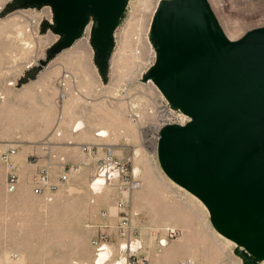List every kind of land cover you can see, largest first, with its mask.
<instances>
[{
    "label": "rangeland",
    "instance_id": "rangeland-1",
    "mask_svg": "<svg viewBox=\"0 0 264 264\" xmlns=\"http://www.w3.org/2000/svg\"><path fill=\"white\" fill-rule=\"evenodd\" d=\"M31 1L0 0V264H96L100 244L111 249L104 264H264L218 234L208 207L172 183L150 145L151 129L183 126L158 128L165 103L174 106L150 76L161 54L152 22L165 0H122L112 16L88 4L67 22ZM207 1L230 42L264 28V0ZM75 121L83 128L72 134ZM72 140L88 154L70 150ZM93 143L112 144L128 168L100 193L92 184L109 154ZM43 171L53 188L35 194Z\"/></svg>",
    "mask_w": 264,
    "mask_h": 264
},
{
    "label": "water",
    "instance_id": "water-1",
    "mask_svg": "<svg viewBox=\"0 0 264 264\" xmlns=\"http://www.w3.org/2000/svg\"><path fill=\"white\" fill-rule=\"evenodd\" d=\"M44 1L65 22L88 4L112 16L122 2ZM221 32L207 0H175L159 13L158 81L196 119L168 129L159 156L168 175L205 201L222 231L264 251V28L232 42Z\"/></svg>",
    "mask_w": 264,
    "mask_h": 264
},
{
    "label": "bare ground",
    "instance_id": "bare-ground-1",
    "mask_svg": "<svg viewBox=\"0 0 264 264\" xmlns=\"http://www.w3.org/2000/svg\"><path fill=\"white\" fill-rule=\"evenodd\" d=\"M173 1H175V0H165V3L160 7V9L158 10V12H157V15L155 16V18L153 19L154 21L152 22V24H153V30H154V36L157 38V35H156V22H157V18H158V15H159V13L161 12V10L166 6V5H168L169 3H171V2H173ZM222 33V37L227 41V42H230L227 38H226V36H225V34L223 33V32H221ZM157 40H158V38H157ZM159 41V40H158ZM159 43H160V45H161V54H160V56H159V58H158V60H157V63H156V65H155V68H154V73H155V77H156V80L158 81V78H157V71H158V68H159V65H160V63H161V61H162V59H163V56H164V46H163V44L159 41ZM158 83H159V81H158ZM158 85V84H157ZM159 86H160V88L162 89V91L164 90L163 89V87L161 86V84L159 83ZM63 97H64V95H62ZM171 100V99H170ZM171 102H172V104H173V108H169L170 110H169V112H173V113H176V112H180V110H181V108H184L182 105H180L178 102H176V101H172L171 100ZM176 108V109H175ZM186 109V108H185ZM163 114H165L166 116H167V112H163ZM178 115V114H177ZM179 117V116H178ZM180 118V117H179ZM196 119L194 118V116H192L187 110H186V112L185 113H183V114H181V118H180V120H179V122H177V123H182L181 125H183V126H173L172 124H170V125H167L165 128H163L164 130H163V132L162 131H160L157 135H156V133L157 132H155V130L154 129H151V135L153 134V138H155L156 137V141H155V143L156 142H158V144H157V154H158V158H159V162H160V164H161V161H160V156H159V146H160V141H161V139H162V137H163V135L166 133V131L168 130V129H172V128H185V127H188V126H190V125H192L193 123H194V121H195ZM172 123L173 121H171V120H169V121H165L163 124L164 125H166L165 123ZM188 124V125H184V124ZM79 128H83V122L82 121H80L78 124H77V126H76V129H79ZM162 133V134H161ZM100 136H105V135H107V130H102L100 133ZM9 150H13V153L15 154V149H9ZM14 154H12V155H14ZM111 157H113V155H112V152H109L108 153ZM12 155H10V158H11V156ZM113 158H115V157H113ZM115 159H117V158H115ZM117 160H119V159H117ZM161 168H162V170L164 171V173L169 177V179L172 181V183H174L175 185H177V186H179L181 189H183V190H185V191H187V192H189V193H191L192 195H193V197L195 198V199H197V200H199L200 202H203L207 207H208V205L205 203V201L200 197V196H198L197 194H195L193 191H191L190 189H188L186 186H184L183 184H181V183H179L178 181H176L175 179H173L170 175H168V173L164 170V168H163V166H162V164H161ZM106 169V168H105ZM111 171V170H110ZM113 172V175L111 176V177H114L115 176V178H117L118 176H119V174H117V171L116 170H113L112 171ZM106 177H107V173H106V170L104 171V174L103 175H98V178L94 181V183L92 184V189H93V191H94V193H97V192H99L100 193V190L102 189V187H103V185H105V183L106 182H108L107 181V179H106ZM112 180V179H111ZM60 181H62V182H66L67 181V176H66V179L65 180H61L60 179ZM17 182H18V176H17ZM18 184V183H17ZM47 186H48V184H47ZM40 187H42L43 188V192H44V188L46 187V186H44V185H41ZM105 187V186H104ZM103 187V188H104ZM135 187H137V188H139L140 187V185H138V186H135ZM34 189V188H33ZM17 190V186H14V190L13 191H9V190H7L9 193H13V192H15ZM103 190V189H102ZM34 192V191H33ZM42 192V193H43ZM208 209H209V207H208ZM209 211H210V209H209ZM210 213H211V211H210ZM211 217H212V214H211ZM212 222H213V225H214V227L216 228L215 230H217V232H218V234H221L222 236H224V238L226 239V241H227V243H236V244H238V245H243V246H245L247 249H249L250 251H252V252H254L255 254H257V255H259V256H262V257H264V251H262L261 250V247H260V245H258L257 243H255V242H252V241H250V240H248V239H244V238H239V237H235V236H232V235H229V234H227V233H225L224 231H222L217 225H216V223H215V221H214V219H213V217H212ZM122 225L124 226V225H127V220H124L123 221V223H122ZM122 229V231H123V233L125 234L126 232L123 230V227L121 228ZM127 231V230H126ZM161 242V244H165V240L164 239H162V240H160ZM132 242H134V241H132ZM139 243V242H138ZM134 244H136V241L134 242ZM134 244H133V246H134ZM140 244V243H139ZM121 245H123V244H121ZM120 245V246H121ZM135 248H137L136 247V245L134 246ZM126 248L128 249V250H130V246L128 245V243H127V245H126ZM119 250H120V252H124L123 251V249L121 248V247H119ZM96 251H97V253H96V256H97V258H96V260H95V262H96V264H104L105 262H106V260L107 259H109V256H110V251H111V249H110V247L108 248L107 247V245H105V244H100L99 246L97 245V247H96ZM125 258H121L120 260H119V263H117V264H125Z\"/></svg>",
    "mask_w": 264,
    "mask_h": 264
},
{
    "label": "built area",
    "instance_id": "built-area-1",
    "mask_svg": "<svg viewBox=\"0 0 264 264\" xmlns=\"http://www.w3.org/2000/svg\"><path fill=\"white\" fill-rule=\"evenodd\" d=\"M169 110H170L169 109V104H166L165 103V107L162 109V111H165L168 114L165 117H162V116L159 117V118H161V122L158 124V128L159 129L163 126L161 124L164 123L165 121L171 120L173 122H179V120L181 118L180 113L179 112L178 113L169 112ZM155 132H157L156 133V135H157L160 132V130H156ZM151 137H150V139L152 141L151 143H153V144H150L149 141H147V142L150 145H152V147H153V146H155L156 137L153 138V134L151 135ZM12 154H14L13 153V150H8V151L4 152L2 154L3 161H5L7 163L9 161L10 155H12ZM105 170H106V173H107L106 179H107V181H110L111 179L114 178V177L111 178V176L113 175V172H112L113 170H116L117 171V174H119V175H124V174L127 173L128 168L120 160H117V159H115V158H113V157H111L109 155L107 157V159L102 162L100 168L98 169L97 175H103ZM66 176L67 175L64 174V175H62L60 177V179L61 180H65L66 179ZM7 181L8 182H7L6 189L9 190V191H13L14 190V186H17V183H18L17 182V176L14 173H11V174L9 173V175L7 177ZM41 185L47 186V172L46 171H43L42 172V175L39 177V180L36 182V184L33 187L34 188L33 191H34L35 194H41L43 192L42 191L43 188L40 187ZM48 186H49V188H53L52 185H48ZM120 247L123 249L124 252L127 250V248H126L125 245H121Z\"/></svg>",
    "mask_w": 264,
    "mask_h": 264
},
{
    "label": "crops",
    "instance_id": "crops-1",
    "mask_svg": "<svg viewBox=\"0 0 264 264\" xmlns=\"http://www.w3.org/2000/svg\"><path fill=\"white\" fill-rule=\"evenodd\" d=\"M77 121H79V120H77ZM77 121H75L74 122V124H73V126H72V130H71V132H72V134L73 133H77V131L78 130H80V129H82V128H79V129H76L75 128V124L77 123ZM97 136H100V134L99 133H97L96 134ZM76 136H78V135H76ZM107 135H105V136H100V137H106ZM68 144H70V145H74L73 147H71V149L70 150H75L76 149V151H74V152H77L78 151V153L79 154H81V155H78V156H83L82 154H88L87 152H85L84 153V151H86L85 150V148H87L86 146H84V144H82V143H78V142H75V141H70V142H68ZM101 145V147H100V150H101V152H102V150H104L103 152H104V155L106 154L107 156H108V152H112V147H113V145L111 144V145H108V144H105V143H93L91 146H95V145ZM88 149V148H87ZM97 149V148H96ZM98 150V149H97ZM8 151V150H7ZM102 152V153H103ZM66 165L67 166H69V164L68 163H66Z\"/></svg>",
    "mask_w": 264,
    "mask_h": 264
}]
</instances>
